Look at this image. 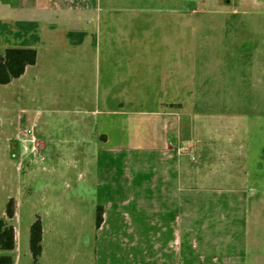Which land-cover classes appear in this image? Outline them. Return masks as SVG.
<instances>
[{"label":"crops","instance_id":"crops-1","mask_svg":"<svg viewBox=\"0 0 264 264\" xmlns=\"http://www.w3.org/2000/svg\"><path fill=\"white\" fill-rule=\"evenodd\" d=\"M187 2L0 0L5 50L37 52L36 64L3 86L19 89L28 104L74 107L60 113H72L67 124L76 139L67 141L70 151L84 153L75 165L86 171L82 190L96 213L97 241L111 234L135 248L142 233L148 250L143 264H251L232 202L207 186L219 174L232 179L241 130L198 110L213 103L199 89L196 59L189 64V55L195 58L189 27L195 31L197 23ZM40 119L38 113L16 124L24 157L48 148L34 130ZM28 122L32 127H23ZM9 199L16 245L0 255L19 264L14 254L22 250L23 233L14 223L18 204ZM99 207L103 221L97 227ZM35 216L42 221L43 243L45 218ZM140 263L131 255L120 264Z\"/></svg>","mask_w":264,"mask_h":264},{"label":"rangeland","instance_id":"rangeland-1","mask_svg":"<svg viewBox=\"0 0 264 264\" xmlns=\"http://www.w3.org/2000/svg\"><path fill=\"white\" fill-rule=\"evenodd\" d=\"M187 1L189 18L197 23L195 31L189 27V52L195 54V58L189 55V64L196 59L198 88L213 103L198 110L216 114L219 124L241 130L235 139L241 152L230 171L232 179L219 174L207 186L218 188L232 202L237 223L247 233L246 259L264 264V0ZM4 28L1 17L2 51L9 45ZM24 101L19 89L0 84V215L13 198L19 214L14 223L23 233L22 250L14 254L19 264H33L29 227L35 215L43 216L46 223L39 264H120L131 255L143 264L148 252L146 235L136 234L140 245L135 248L117 242L111 234L97 241L96 213L91 212L89 196L82 190L84 153L70 151L67 141L76 139L68 127L72 113H60L74 107ZM38 113L40 124L34 130L48 148L24 157L16 124ZM247 114L250 117L245 120ZM23 127L30 128L32 123ZM221 213L227 219L228 211Z\"/></svg>","mask_w":264,"mask_h":264},{"label":"trees","instance_id":"trees-1","mask_svg":"<svg viewBox=\"0 0 264 264\" xmlns=\"http://www.w3.org/2000/svg\"><path fill=\"white\" fill-rule=\"evenodd\" d=\"M37 61V52L34 49H6L0 52V84H9L14 79L20 78L26 68L33 66ZM15 204L10 200L6 205V217H0V251L9 252L15 249V229L9 223L14 216ZM103 221V208L97 210L96 225L99 227ZM43 226L40 218H37L31 226L30 250L33 264H39L42 255ZM0 264H14L9 255H0Z\"/></svg>","mask_w":264,"mask_h":264},{"label":"built area","instance_id":"built-area-1","mask_svg":"<svg viewBox=\"0 0 264 264\" xmlns=\"http://www.w3.org/2000/svg\"><path fill=\"white\" fill-rule=\"evenodd\" d=\"M28 133L31 134V131H29ZM38 146H39V144L36 143V147H38ZM183 152H185V149H183ZM193 159H194V158H193Z\"/></svg>","mask_w":264,"mask_h":264},{"label":"water","instance_id":"water-1","mask_svg":"<svg viewBox=\"0 0 264 264\" xmlns=\"http://www.w3.org/2000/svg\"><path fill=\"white\" fill-rule=\"evenodd\" d=\"M227 1H228V3L231 2V0H227Z\"/></svg>","mask_w":264,"mask_h":264}]
</instances>
